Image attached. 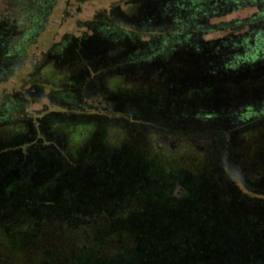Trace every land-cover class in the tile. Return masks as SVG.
I'll list each match as a JSON object with an SVG mask.
<instances>
[{"label":"trees","instance_id":"1","mask_svg":"<svg viewBox=\"0 0 264 264\" xmlns=\"http://www.w3.org/2000/svg\"><path fill=\"white\" fill-rule=\"evenodd\" d=\"M85 29L28 80L68 113L37 134L0 107V264H264V0H125Z\"/></svg>","mask_w":264,"mask_h":264},{"label":"rangeland","instance_id":"2","mask_svg":"<svg viewBox=\"0 0 264 264\" xmlns=\"http://www.w3.org/2000/svg\"><path fill=\"white\" fill-rule=\"evenodd\" d=\"M124 2L125 0H0V24L10 30L6 32L10 40L8 44L14 51L20 50V59L7 68V76L0 81V107L3 102L16 105L20 101L23 110L29 113L28 119L37 134L43 119L51 115L55 117L54 114L57 113H68L67 107L60 105L63 99L55 96L58 89L54 85L44 88L38 84L31 88L29 77L42 72L48 63L47 53L65 35L81 37L86 31V21L91 20L96 13H108L110 8L117 4L123 5ZM254 12V9L238 12L226 20L244 18ZM106 101L102 96L93 97L90 100L92 107H88L85 113L88 116H104L102 119L109 122L108 115L113 117L116 112L112 106L114 102L108 105ZM82 103L85 105V102ZM80 109L79 107L74 113L84 112V109ZM131 124L128 122L125 126L131 130ZM113 134L118 137L122 133L118 131ZM170 149L177 151L176 148Z\"/></svg>","mask_w":264,"mask_h":264}]
</instances>
